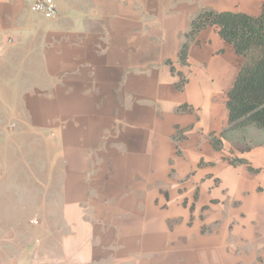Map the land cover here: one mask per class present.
Instances as JSON below:
<instances>
[{
  "label": "crops",
  "instance_id": "0c3cea01",
  "mask_svg": "<svg viewBox=\"0 0 264 264\" xmlns=\"http://www.w3.org/2000/svg\"><path fill=\"white\" fill-rule=\"evenodd\" d=\"M55 2L0 0V88L54 144L39 223L0 224V264H264V131L211 143L243 58L210 26L180 60L199 13L264 0Z\"/></svg>",
  "mask_w": 264,
  "mask_h": 264
},
{
  "label": "rangeland",
  "instance_id": "374dc122",
  "mask_svg": "<svg viewBox=\"0 0 264 264\" xmlns=\"http://www.w3.org/2000/svg\"><path fill=\"white\" fill-rule=\"evenodd\" d=\"M21 90L0 88V224L36 226L37 177L51 175L54 144L53 138L33 127ZM260 139L264 141V133ZM8 215L14 222L6 221Z\"/></svg>",
  "mask_w": 264,
  "mask_h": 264
},
{
  "label": "trees",
  "instance_id": "16d2710c",
  "mask_svg": "<svg viewBox=\"0 0 264 264\" xmlns=\"http://www.w3.org/2000/svg\"><path fill=\"white\" fill-rule=\"evenodd\" d=\"M210 26L218 27L221 37L243 58L235 84L225 96L226 122L221 137L211 136L213 147L220 150L223 140H227L231 132L247 128L264 131V5L257 17L231 11L206 10L199 13L192 20L187 40L182 45V64H187L190 44L201 31ZM185 82L181 78L176 88L182 89ZM231 162L246 163L242 159Z\"/></svg>",
  "mask_w": 264,
  "mask_h": 264
},
{
  "label": "built area",
  "instance_id": "2783aa9c",
  "mask_svg": "<svg viewBox=\"0 0 264 264\" xmlns=\"http://www.w3.org/2000/svg\"><path fill=\"white\" fill-rule=\"evenodd\" d=\"M32 13L52 20L58 16V7L55 0H24Z\"/></svg>",
  "mask_w": 264,
  "mask_h": 264
}]
</instances>
